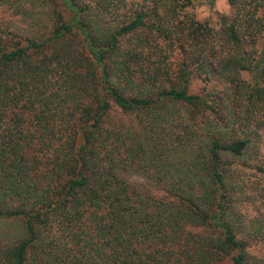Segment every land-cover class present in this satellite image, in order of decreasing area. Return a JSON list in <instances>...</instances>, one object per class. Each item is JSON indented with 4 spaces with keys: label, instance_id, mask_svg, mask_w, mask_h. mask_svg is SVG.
Wrapping results in <instances>:
<instances>
[{
    "label": "trees",
    "instance_id": "obj_1",
    "mask_svg": "<svg viewBox=\"0 0 264 264\" xmlns=\"http://www.w3.org/2000/svg\"><path fill=\"white\" fill-rule=\"evenodd\" d=\"M228 3L0 0V264H264V0Z\"/></svg>",
    "mask_w": 264,
    "mask_h": 264
},
{
    "label": "rangeland",
    "instance_id": "obj_2",
    "mask_svg": "<svg viewBox=\"0 0 264 264\" xmlns=\"http://www.w3.org/2000/svg\"><path fill=\"white\" fill-rule=\"evenodd\" d=\"M197 20L204 21L211 19L214 25H217L218 16L221 14L230 15L231 9L228 0H213L212 4H208V0H193V6L189 9ZM26 22L13 15L7 10L0 11V30L10 31L11 33H24ZM204 84L199 81H193L191 85L192 91H199ZM255 256H261L264 253V245L258 244L249 250Z\"/></svg>",
    "mask_w": 264,
    "mask_h": 264
}]
</instances>
